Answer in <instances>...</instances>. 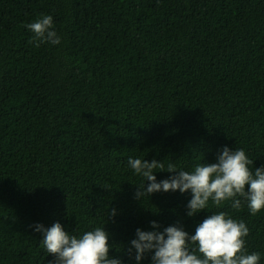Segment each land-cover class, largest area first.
<instances>
[{
    "label": "trees",
    "instance_id": "obj_1",
    "mask_svg": "<svg viewBox=\"0 0 264 264\" xmlns=\"http://www.w3.org/2000/svg\"><path fill=\"white\" fill-rule=\"evenodd\" d=\"M41 15L59 45L30 42ZM225 146L264 166V0H0V264L54 262L35 226L56 222L104 227L110 257L136 264L137 228L194 234L219 211L264 264V210L188 217L190 191L135 196L129 157L192 171Z\"/></svg>",
    "mask_w": 264,
    "mask_h": 264
},
{
    "label": "clouds",
    "instance_id": "obj_2",
    "mask_svg": "<svg viewBox=\"0 0 264 264\" xmlns=\"http://www.w3.org/2000/svg\"><path fill=\"white\" fill-rule=\"evenodd\" d=\"M26 28L33 33L31 43L59 45L61 37L54 30L53 17L41 15L28 23ZM128 166L143 178L135 194L136 198L148 197L155 192H191L187 204V216L194 217L209 206L217 209L230 203L239 212L242 201L249 213L257 215L264 210V166L251 169L253 161L244 149L232 150L227 146L217 155L215 163H198L192 171H184L173 163L167 165L153 159L151 162L129 157ZM156 169L175 173L157 182ZM145 181L150 183L145 186ZM111 216L116 215L113 209ZM151 227L160 225L152 221ZM42 233L41 245L48 254L55 257L49 264H123L119 258L109 255L108 233L97 227L82 235H70L56 222L50 228L42 224L35 226ZM250 230L243 220L219 211L212 212L189 234L180 226H168L163 231L136 229V239L127 249L134 253L136 264H140L146 253H151V264H260L261 254L248 253L246 238Z\"/></svg>",
    "mask_w": 264,
    "mask_h": 264
}]
</instances>
